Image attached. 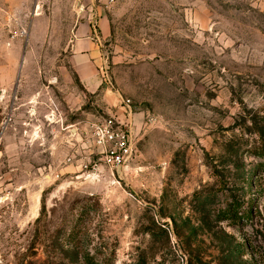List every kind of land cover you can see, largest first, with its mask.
<instances>
[{"label":"rangeland","instance_id":"1","mask_svg":"<svg viewBox=\"0 0 264 264\" xmlns=\"http://www.w3.org/2000/svg\"><path fill=\"white\" fill-rule=\"evenodd\" d=\"M53 1L0 0V264H264V0H115L108 103L67 63L76 0L24 65ZM111 117L137 146L113 172Z\"/></svg>","mask_w":264,"mask_h":264},{"label":"crops","instance_id":"2","mask_svg":"<svg viewBox=\"0 0 264 264\" xmlns=\"http://www.w3.org/2000/svg\"><path fill=\"white\" fill-rule=\"evenodd\" d=\"M61 1H53V9L50 14L41 13L34 18L29 32V45L24 56V65L30 60L31 55H37L38 46L46 40L49 31L52 33V39H54L55 29L59 27L56 9L60 7ZM79 1H75L76 17L68 30L67 49L64 51L68 56L67 63L73 71L77 83L82 88V93L96 95L100 97L101 102L108 103L109 99L113 100V97H111V92L103 87L101 69L106 62L107 46L105 44L111 35L110 20L106 14L97 19L98 28L97 35H95L91 24L92 11L86 9L82 12L77 7ZM16 47L15 44L13 48ZM71 100L81 102L83 98L74 94ZM71 126L75 127L77 123H72Z\"/></svg>","mask_w":264,"mask_h":264},{"label":"built area","instance_id":"3","mask_svg":"<svg viewBox=\"0 0 264 264\" xmlns=\"http://www.w3.org/2000/svg\"><path fill=\"white\" fill-rule=\"evenodd\" d=\"M114 3L115 0H80L77 7L82 12L86 9L92 11L91 24L95 35H97L96 20L107 14ZM101 76L103 83L113 87L107 75L106 62L102 66ZM121 104L130 108L129 100L122 99ZM90 134L94 146L98 149L100 163L110 171L127 169L136 157L137 146L129 123L121 122L113 117L107 118L95 122L91 127Z\"/></svg>","mask_w":264,"mask_h":264}]
</instances>
